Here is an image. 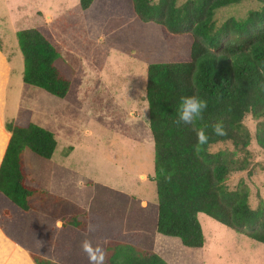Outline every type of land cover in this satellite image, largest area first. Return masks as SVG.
I'll return each mask as SVG.
<instances>
[{"label":"trees","instance_id":"1","mask_svg":"<svg viewBox=\"0 0 264 264\" xmlns=\"http://www.w3.org/2000/svg\"><path fill=\"white\" fill-rule=\"evenodd\" d=\"M94 1L78 0L79 8L87 11ZM242 1L186 0L178 6V0H131L136 18L157 26L165 42L179 47L185 43H176L187 41L185 52L146 67L142 99L153 142V217L139 220V198L91 181L98 189L95 197L119 198L121 216L106 214L93 205L95 199L86 210L66 200L50 201L49 193L33 184L22 155L26 150L50 160L57 147L55 135L19 116L6 121L11 136L0 163V229L34 264H89L81 250L85 239L105 250L106 264H166L153 251L152 237L177 238L186 248L201 249L205 238L200 213L264 245V200L258 188L249 187L255 186L256 152L264 155V0L244 18L229 17L221 24L215 20L219 9ZM16 38L23 58L22 94L33 87L76 104L80 77L68 78L60 70L50 28L20 30ZM184 96L208 102L196 127H204L210 140L199 153L195 131L174 123ZM22 111L19 108L17 115ZM218 121H223L227 135H212L211 125ZM2 145L0 139V149ZM232 175H242L234 188L227 184ZM127 208L128 220L121 221Z\"/></svg>","mask_w":264,"mask_h":264},{"label":"rangeland","instance_id":"2","mask_svg":"<svg viewBox=\"0 0 264 264\" xmlns=\"http://www.w3.org/2000/svg\"><path fill=\"white\" fill-rule=\"evenodd\" d=\"M260 6L258 0H244L219 9L215 20L221 24L229 17L241 19ZM42 25L56 39L60 70L68 78L80 77L74 105L38 88L22 94L23 58L16 33ZM183 43L177 47L165 42L157 26L141 23L131 0H95L87 11L79 8L78 0H0V50L9 65L4 113L7 122L19 116L55 135L57 147L50 160L26 150L22 155L33 184L46 190L50 201L62 199L86 210L95 199L93 205L106 209V214L121 216L116 208L119 198L95 197L98 189L91 181L104 190L139 198V220L154 216L153 142L142 99L146 67L185 52L187 41L176 44ZM21 107L24 111L17 115ZM256 154L255 186L249 187L258 188L264 200V155ZM241 181L242 175H232L227 184L234 188ZM129 213L127 208L126 218L120 220H128ZM198 218L205 238L201 249L186 248L177 238L152 237L153 251L166 264H264L263 244L204 214Z\"/></svg>","mask_w":264,"mask_h":264},{"label":"clouds","instance_id":"3","mask_svg":"<svg viewBox=\"0 0 264 264\" xmlns=\"http://www.w3.org/2000/svg\"><path fill=\"white\" fill-rule=\"evenodd\" d=\"M207 108L208 102L197 96L181 97L177 109L178 118L174 121L177 125H188L195 131L196 145L194 148L197 153L201 152L210 140V136L204 127H196L197 122L203 120ZM211 132L212 135L218 137L227 135L223 121H218L211 125ZM88 230L93 231L94 228L89 226ZM81 250L87 256L89 264H106L107 253L99 245L94 247L91 241L85 239L81 242Z\"/></svg>","mask_w":264,"mask_h":264},{"label":"crops","instance_id":"4","mask_svg":"<svg viewBox=\"0 0 264 264\" xmlns=\"http://www.w3.org/2000/svg\"><path fill=\"white\" fill-rule=\"evenodd\" d=\"M7 59L2 55L0 50V139L3 140L2 148L0 149V163L3 159L8 141L11 134L5 130L6 116L5 108V88L8 80ZM0 264H34L30 256L9 240L0 229Z\"/></svg>","mask_w":264,"mask_h":264}]
</instances>
